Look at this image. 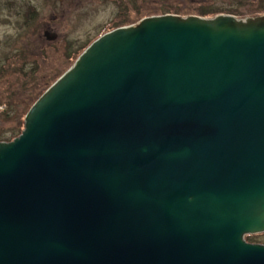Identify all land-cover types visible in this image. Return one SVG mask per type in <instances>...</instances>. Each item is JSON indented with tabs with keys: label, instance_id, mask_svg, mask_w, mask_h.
Returning <instances> with one entry per match:
<instances>
[{
	"label": "water",
	"instance_id": "1",
	"mask_svg": "<svg viewBox=\"0 0 264 264\" xmlns=\"http://www.w3.org/2000/svg\"><path fill=\"white\" fill-rule=\"evenodd\" d=\"M262 232L264 14L109 30L0 140V264H264Z\"/></svg>",
	"mask_w": 264,
	"mask_h": 264
},
{
	"label": "rangeland",
	"instance_id": "2",
	"mask_svg": "<svg viewBox=\"0 0 264 264\" xmlns=\"http://www.w3.org/2000/svg\"><path fill=\"white\" fill-rule=\"evenodd\" d=\"M135 4L136 21L131 24L163 14L204 18L217 14L239 18L264 14V0H136ZM123 5V0H0V71L3 66L7 69L0 77V100L6 103H0V134L22 130L23 114L33 104L30 99L36 84L67 64L61 57L64 49L79 52L107 28L110 30L109 22L115 15L126 13ZM45 32L57 34L56 39L47 40ZM59 41H63L60 46L54 45ZM20 52H30L42 60L37 76L30 75V84L20 81L16 73ZM249 236L253 238L248 242L264 244V232L245 238Z\"/></svg>",
	"mask_w": 264,
	"mask_h": 264
},
{
	"label": "trees",
	"instance_id": "3",
	"mask_svg": "<svg viewBox=\"0 0 264 264\" xmlns=\"http://www.w3.org/2000/svg\"><path fill=\"white\" fill-rule=\"evenodd\" d=\"M135 2H136V0H123V3L125 5V7H126V10H125L126 11V13H125L126 15L123 12H120L113 20H111L109 22V25H112V28L110 27L111 29L119 27V26H123V25H126V24H131V23L136 21V19H135L136 18L135 17L136 16V4H135ZM166 12L167 11H164L163 13H166ZM149 14L151 15V13H149ZM106 31H109L108 28L105 31H103V33L106 32ZM61 42H63V41H59L58 43L55 42L54 45H59L60 46ZM50 46H52V45H50ZM63 46H66V43ZM82 50L83 49H81V51H79V52H76V51L72 50V48L64 49V54L61 57H63L64 61L66 60L65 64L66 63L67 64L65 66L63 65V67L59 71L55 72L51 77L46 78V80L43 83H40V84L37 83L36 84L37 87L33 91L32 99H30V101L32 103H34V101L54 82V80L58 76H60L62 74V72H64L67 69L66 66L71 65L74 62V60L82 52ZM32 56L33 55H31L30 52H20V55H18V58H20V60L18 61V62H20V65L17 67L18 70H17L16 73L18 75H20V81H22V82H24L26 84H30V81H29L30 80V78H29L30 75H31V77L32 76H37V73H38V70H37L38 67L37 66L40 63V61H42L40 59L34 58L35 56H33V57ZM39 58H43V57L39 56ZM6 70L7 69L3 66V68L0 71V75H1L0 77H2L3 73H5ZM0 103L6 104V103L2 102L1 100H0ZM6 108H7V105H6ZM7 111L8 110H6V113L8 114ZM25 113L23 114V116L25 115ZM20 132L21 131H18V132L13 131V132H11V134H8V135L0 134V140L1 141H10L14 137L18 136L20 134ZM252 238H253V236H249V237L246 238V240L249 241Z\"/></svg>",
	"mask_w": 264,
	"mask_h": 264
},
{
	"label": "flooded vegetation",
	"instance_id": "4",
	"mask_svg": "<svg viewBox=\"0 0 264 264\" xmlns=\"http://www.w3.org/2000/svg\"><path fill=\"white\" fill-rule=\"evenodd\" d=\"M119 13H120V12H118L115 16H117ZM113 19H114V18H113ZM113 19H112V20H113Z\"/></svg>",
	"mask_w": 264,
	"mask_h": 264
}]
</instances>
